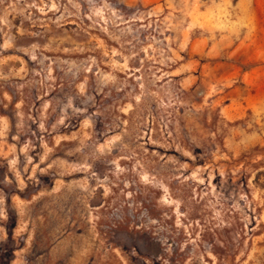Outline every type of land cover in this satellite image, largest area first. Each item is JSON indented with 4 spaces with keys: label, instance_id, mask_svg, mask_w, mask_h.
I'll use <instances>...</instances> for the list:
<instances>
[{
    "label": "rangeland",
    "instance_id": "374dc122",
    "mask_svg": "<svg viewBox=\"0 0 264 264\" xmlns=\"http://www.w3.org/2000/svg\"><path fill=\"white\" fill-rule=\"evenodd\" d=\"M0 264H264V0H0Z\"/></svg>",
    "mask_w": 264,
    "mask_h": 264
}]
</instances>
